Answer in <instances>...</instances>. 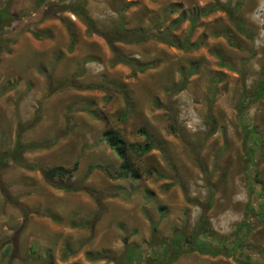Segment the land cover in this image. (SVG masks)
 <instances>
[{"label":"rangeland","instance_id":"1","mask_svg":"<svg viewBox=\"0 0 264 264\" xmlns=\"http://www.w3.org/2000/svg\"><path fill=\"white\" fill-rule=\"evenodd\" d=\"M10 1L9 29L20 32L0 54V152L20 132L23 143L42 145L22 154L30 162L77 160L69 182L81 188L63 190L11 162L0 166V264H114L126 246L140 253L132 264H144L151 221L168 242L173 228L189 233L200 214L216 234L230 236L253 173L264 186V90L254 96L264 85V0H83L100 28L122 18L126 29L152 27L189 44L116 42L134 63H151L142 71L112 64L106 41L70 12L61 16L74 32L71 50L60 19L27 18L38 0ZM191 69L180 89L181 72ZM140 128L154 147L135 158L138 178L88 173L90 164L119 166L104 130L142 144ZM245 242L264 248V218ZM96 253L105 258H88ZM239 255L189 251L172 264H239Z\"/></svg>","mask_w":264,"mask_h":264},{"label":"trees","instance_id":"2","mask_svg":"<svg viewBox=\"0 0 264 264\" xmlns=\"http://www.w3.org/2000/svg\"><path fill=\"white\" fill-rule=\"evenodd\" d=\"M11 10L12 3L10 0L5 1L0 7V54L3 51L9 52L7 45L14 42L18 32H20V30L13 31L9 29L15 20V16ZM64 12H70L80 20L86 27L87 34H96L106 41L113 54L112 64H129L139 71H142L151 65V63H134V60L121 55L114 45L116 42L141 43L149 38H153L167 42L179 48L189 47L186 40L176 42L170 37H167L165 33L159 32L158 29L152 27L138 30L126 29L122 22V18H120V23L112 27V29L100 28L87 13L85 2L83 0H74L72 2H66L64 0H38L35 9L27 16V18L37 19V21H43L52 17L60 19L68 32V49L71 50L75 43L74 32L68 19L61 16ZM178 24L179 20L176 19L171 22V27L176 28ZM192 72L193 70L181 72L182 81L180 83V89L185 87ZM67 82V80L64 81V83ZM263 90L264 85H258V89L255 91L254 96L256 98L259 97ZM238 109L240 110L241 107L239 106ZM124 115H126V113H124ZM138 132L145 138V142L142 144L127 142L116 130H104L103 140L119 160V166L111 169L103 164H90L88 165V173L97 169L112 180L126 177L133 179L138 178L140 172L136 167L135 158L148 153L154 147L153 141H151L149 135L144 129L140 128L138 129ZM20 135V132H17L14 147L12 149L0 152L1 168L7 166L11 162L16 166L27 170L39 171L47 182L63 190L77 191L81 188L80 186H73V183L69 182V179L72 178L78 170L77 160L68 167L62 165L44 167L37 162H30L25 159L22 154L28 150L40 149L42 148V145L34 142L23 143ZM56 179L58 182L55 181ZM252 181L253 182L250 183L249 200L245 207V214L230 236L216 234L210 227L206 216L200 214L189 233H186L185 229H179L177 227L173 228L172 238H170V241L165 242L158 236V223L151 221L150 241L148 244V248L151 249V252L149 256L145 257L144 264H172L179 258V256H181V254L189 251H196L199 254H207L210 256L227 255L231 252H237L241 254L237 258L239 264H264V248L257 245L252 246L245 242V238L249 231L255 228L264 218V186L257 180L255 173L252 175ZM159 210L160 218H163V207H159ZM254 254L263 256V260L256 263L251 256ZM139 256L140 253L137 251V248L126 246L124 254L120 257L112 258L111 260L114 264H132L135 261H139ZM88 258L90 260H100L105 257L96 253L89 255Z\"/></svg>","mask_w":264,"mask_h":264}]
</instances>
